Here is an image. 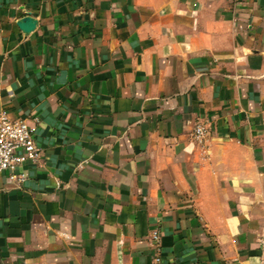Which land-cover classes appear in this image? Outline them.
I'll list each match as a JSON object with an SVG mask.
<instances>
[{"label":"crops","instance_id":"crops-1","mask_svg":"<svg viewBox=\"0 0 264 264\" xmlns=\"http://www.w3.org/2000/svg\"><path fill=\"white\" fill-rule=\"evenodd\" d=\"M0 109L43 153L0 264H260L264 0H0Z\"/></svg>","mask_w":264,"mask_h":264},{"label":"built area","instance_id":"built-area-1","mask_svg":"<svg viewBox=\"0 0 264 264\" xmlns=\"http://www.w3.org/2000/svg\"><path fill=\"white\" fill-rule=\"evenodd\" d=\"M191 137L198 151L207 158L210 154V123L206 119L195 122ZM43 153L36 145L33 130L27 120L12 118L7 110L0 109V172L6 171L8 179L20 187L26 175L21 171L25 163L38 164L42 161ZM151 245L155 249L154 262L160 261V232L152 229L149 235ZM259 261L264 264V223L258 238Z\"/></svg>","mask_w":264,"mask_h":264},{"label":"water","instance_id":"water-1","mask_svg":"<svg viewBox=\"0 0 264 264\" xmlns=\"http://www.w3.org/2000/svg\"><path fill=\"white\" fill-rule=\"evenodd\" d=\"M19 28L25 32H31L35 27V21L31 17H25L18 23Z\"/></svg>","mask_w":264,"mask_h":264}]
</instances>
